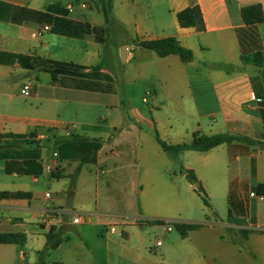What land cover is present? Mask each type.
<instances>
[{
  "label": "crops",
  "instance_id": "1",
  "mask_svg": "<svg viewBox=\"0 0 264 264\" xmlns=\"http://www.w3.org/2000/svg\"><path fill=\"white\" fill-rule=\"evenodd\" d=\"M194 6L201 12L204 32L183 28L177 20L178 13ZM251 6L261 8L263 21L248 26L242 10ZM40 13L105 28L96 0H0V234L25 237L22 245L0 244V264H264V195L255 192L256 186H264V65L241 60L257 53L264 60V0H113L103 43L93 34L81 39L58 35ZM171 37L193 52L191 62L183 63L175 55L159 58L138 45ZM108 53L132 66L131 79L123 67L124 82L142 76L153 79L161 88L160 101L167 98L168 86L177 95H186L194 114L189 116L191 122L174 132L169 144L161 139L160 132L165 133L161 117L152 116L156 105L149 111L150 121L139 110L114 100V78L102 62ZM17 56L84 68L102 64L103 72L113 79L112 91L53 84L49 73L23 68ZM136 56L140 61L132 65ZM25 85L31 87L29 96L21 94ZM148 93L142 106L148 105L152 96ZM157 97L154 90L150 101ZM132 122L156 131L171 146L189 144L195 135H240L260 144H222L205 152L175 155L159 146L182 169L181 173L179 167L158 160L174 180L167 183L186 185L195 193L183 172L193 173L218 211L212 219L207 215L199 219L188 211L191 199L184 197L182 188L172 198L156 199L158 206L171 207L175 215L151 217L140 206L134 213L113 215L124 221L106 222L110 214L96 209L82 212L89 214L82 224H70L66 213L74 211L63 207L59 195L42 191L40 180L44 176L49 181L69 180L68 195L73 196L83 168L95 166L105 175L125 163L127 152L134 149L129 137ZM72 139L101 143L94 164L80 165V154L60 158L57 143ZM214 200H219L218 208ZM45 211H59L62 216L43 226L37 219ZM155 221L203 226L185 236L174 227L171 232L163 225V230L144 228L148 222L156 225ZM111 225L115 233L108 231ZM47 234L61 240L53 250L46 251Z\"/></svg>",
  "mask_w": 264,
  "mask_h": 264
},
{
  "label": "rangeland",
  "instance_id": "2",
  "mask_svg": "<svg viewBox=\"0 0 264 264\" xmlns=\"http://www.w3.org/2000/svg\"><path fill=\"white\" fill-rule=\"evenodd\" d=\"M98 18L102 21V16ZM104 50V49H103ZM148 52V51H146ZM149 54V53H148ZM151 54V53H150ZM123 60L125 58L124 54ZM108 56V57H107ZM105 61H102L105 65L106 71L114 78V87L116 89V97L114 100L117 102H123L124 108L129 107L131 109H137L148 120L152 121L149 111L151 106L158 107V110L152 112V116L160 118L164 122L165 133L160 132L161 139L169 144V141H173L174 132L180 130L184 123L191 122L189 116L194 114L192 107L189 108L186 104V95L179 96L172 90L171 86L166 87L167 98L160 101L159 93L161 88L157 87L154 80L142 76L131 80L130 83L124 82L123 67L128 70L129 78L133 76V70L130 66L123 65L120 58H117L114 53H108ZM153 56V55H152ZM136 60L131 62L132 65H136L140 59L136 56ZM104 60V58H101ZM123 65V66H122ZM154 90L158 94V97L154 99V102L150 101L154 96ZM151 92L152 96L148 99V105H141L142 98L146 97V93ZM129 101V103H127ZM164 106V107H162ZM134 126V127H132ZM138 130H141L139 135ZM131 135V136H130ZM132 147L131 154L127 152V159L125 163L117 166L116 168H110L106 171L105 175H100V170L95 166H88L82 169L77 180L76 188L73 196L68 195L69 180L60 179L49 181L47 176H44L40 180V188L42 191H47L52 195H59L62 198V205L64 208H69L76 213L82 215H88L99 209L104 211L107 216L106 222H120L124 220H118L113 215L116 214H131L140 210V206H144L148 215L151 217H159L160 215H175V211L171 207L158 206L156 199L159 197L172 198L178 191L184 188L183 195L190 204L187 206L188 211L193 212L194 217L204 219V215H207L209 219L213 218V214H216L217 209L213 208L210 204L209 198L205 191V196L208 200L210 208H206L196 190L195 193L188 191L187 186H181L176 183L174 187L170 186L169 180L170 174H165L162 170L166 167L162 162L157 163L158 160H166L169 166H177L176 162H173L167 154H165L159 145L157 144L153 130L145 125H139L131 123L130 129ZM167 135L168 138H165ZM136 160L140 163H129L131 160ZM144 160V166L142 161ZM128 162L129 164H127ZM149 169L148 172H144L143 169ZM179 167V165L177 166ZM180 170V167H179ZM152 171L156 174H150ZM182 173V169L180 170ZM174 181V180H173ZM134 185V186H133ZM138 192V194H136ZM180 193V192H179ZM215 208H218L219 200L212 201ZM207 209V211L205 209ZM132 221V218L130 220ZM142 221H137L138 225ZM166 227V225H163ZM146 230L151 231L150 228L163 230L160 225H153L147 223ZM160 234V233H159ZM177 234L176 231L171 233ZM156 234L152 233L151 238L155 241Z\"/></svg>",
  "mask_w": 264,
  "mask_h": 264
},
{
  "label": "trees",
  "instance_id": "3",
  "mask_svg": "<svg viewBox=\"0 0 264 264\" xmlns=\"http://www.w3.org/2000/svg\"><path fill=\"white\" fill-rule=\"evenodd\" d=\"M100 7V12L105 20V28L92 27L88 24L73 22L68 19L55 18L48 14L40 13L43 22L53 26V32L69 38L81 39L84 35L93 34L95 40L99 43L105 42L104 37L108 34L110 26V11L113 0H96ZM177 20L183 28H194L197 32H204L205 26L201 12L197 6L187 8L177 14ZM242 20L245 25H255L263 21V14L259 6H251L242 10ZM138 45L147 51L157 55L159 58H165L170 55L178 56L181 62L188 63L194 58L193 52L182 47L179 42L171 37L160 40L139 42ZM17 61L27 70H37L47 72L52 77V83L65 87H72L77 90L89 92L110 93L112 91V77L104 73V66L99 64L95 67L84 68L71 63L53 62L42 60L36 57L17 56ZM241 60L245 64H251L257 67L264 65L262 55L257 53L252 56H242ZM154 138L157 144L165 153L178 154L184 151L205 152L219 145H259L260 143L250 138L240 135H215L194 136L189 144L167 145L160 140L157 132H154ZM101 148V143L96 140L72 139L57 143L58 154L61 159H74L76 154H80V165L94 164L96 162L97 152ZM187 181L195 187V190L206 208H210L205 193L199 187L196 177L191 172H183ZM255 192L264 195V186L258 185ZM4 196V195H3ZM230 221V214L228 217ZM156 225H164L163 221L153 222ZM175 230L185 236L188 232L197 230L201 224H179L173 223ZM245 236L246 232H242ZM244 238V237H243ZM25 242V237L20 234H0V244H19ZM61 240L56 234L46 235V251L55 249Z\"/></svg>",
  "mask_w": 264,
  "mask_h": 264
},
{
  "label": "built area",
  "instance_id": "4",
  "mask_svg": "<svg viewBox=\"0 0 264 264\" xmlns=\"http://www.w3.org/2000/svg\"><path fill=\"white\" fill-rule=\"evenodd\" d=\"M30 91H31V87L28 86V85H25L21 91V94L23 96H29L30 94ZM150 94L147 93L146 96H149ZM145 99V98H144ZM145 101V100H144ZM264 103V101H263ZM47 198L49 197V194H46L45 195ZM254 195L251 194L250 197H253ZM66 215L68 216L69 218V222L70 224L72 225H80L84 222V220H88L89 219V216L88 215H82V214H79V213H76V212H67ZM58 216H62V213L59 212V211H45V212H41L38 216V223L43 225V226H48L51 221L54 219V218H57ZM166 227V231L167 232H171L174 225H173V222H165ZM108 231L110 233H115L116 232V227L114 225H111L109 228H108ZM160 243L158 242L157 243V246H159Z\"/></svg>",
  "mask_w": 264,
  "mask_h": 264
}]
</instances>
